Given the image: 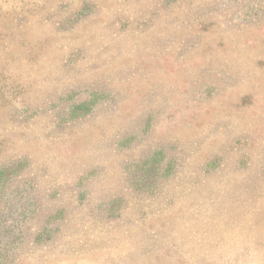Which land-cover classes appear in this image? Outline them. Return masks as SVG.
I'll use <instances>...</instances> for the list:
<instances>
[{
  "label": "rangeland",
  "instance_id": "obj_1",
  "mask_svg": "<svg viewBox=\"0 0 264 264\" xmlns=\"http://www.w3.org/2000/svg\"><path fill=\"white\" fill-rule=\"evenodd\" d=\"M0 264H264V0H0Z\"/></svg>",
  "mask_w": 264,
  "mask_h": 264
},
{
  "label": "trees",
  "instance_id": "obj_2",
  "mask_svg": "<svg viewBox=\"0 0 264 264\" xmlns=\"http://www.w3.org/2000/svg\"><path fill=\"white\" fill-rule=\"evenodd\" d=\"M185 5H187V4H185ZM190 5V4H189ZM112 7H114V5H112ZM188 8H191V6H189ZM84 105V104H83Z\"/></svg>",
  "mask_w": 264,
  "mask_h": 264
}]
</instances>
